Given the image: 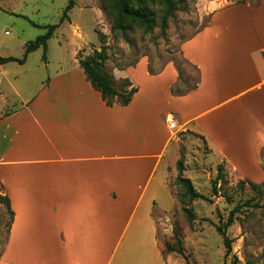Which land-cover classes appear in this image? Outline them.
I'll list each match as a JSON object with an SVG mask.
<instances>
[{"label":"crops","instance_id":"crops-1","mask_svg":"<svg viewBox=\"0 0 264 264\" xmlns=\"http://www.w3.org/2000/svg\"><path fill=\"white\" fill-rule=\"evenodd\" d=\"M180 52L196 72L188 87L175 62L150 71L148 59L118 71L136 92L107 106L76 58L0 117V194L13 213L0 264H157L159 218L145 201L161 168L169 188L154 192L179 209L166 168L187 132L232 177L264 182V0L212 12Z\"/></svg>","mask_w":264,"mask_h":264},{"label":"rangeland","instance_id":"rangeland-1","mask_svg":"<svg viewBox=\"0 0 264 264\" xmlns=\"http://www.w3.org/2000/svg\"><path fill=\"white\" fill-rule=\"evenodd\" d=\"M241 1L176 0L177 11L169 18L165 30L160 27L162 8L155 2L151 7L154 19L151 31L133 28L122 34L111 30L112 18L102 0H73L74 6L68 12L69 21L62 23L60 18L69 0H0L1 57L21 58L28 42L44 34L46 26L58 25L47 42L46 61L42 60L43 52L38 49L30 53L23 64L8 62L0 65V94L4 95V98L0 96V117L24 109L46 88L49 77L57 71L71 69L76 58L85 59L102 47L106 54L104 69L116 88L128 80L118 71L138 63L141 67L148 59L152 71L164 63L175 62L186 86L193 85L196 72L185 70L181 44L208 24L212 12ZM180 140L174 157L167 163L170 187L174 194L183 193L175 182L176 161L183 156V176L209 200L199 199L192 203L195 220L189 224L180 205L175 210V204L161 191L154 192L157 181L169 188L167 174L161 168L157 170L150 186V197L145 199L154 218H159L162 256L157 259V264H232L235 258V264H264V185L259 191L248 185L240 189L237 186L240 180L224 169L223 179L218 182L217 194H214L212 183L219 165L216 157L196 133H184ZM236 205H241L242 210L226 230L232 240V252L226 256L222 237L215 227L226 222ZM160 210L172 215L163 218ZM9 224L10 215L0 204V254L5 247ZM168 246L182 248V254L169 251ZM144 247L137 244V252Z\"/></svg>","mask_w":264,"mask_h":264},{"label":"trees","instance_id":"trees-1","mask_svg":"<svg viewBox=\"0 0 264 264\" xmlns=\"http://www.w3.org/2000/svg\"><path fill=\"white\" fill-rule=\"evenodd\" d=\"M107 12L111 15L112 26L111 30L113 32H120L122 34L133 28L143 29L144 31H151L154 26L153 12L151 7L158 3L162 8V16L160 18V27L162 30L166 29L167 22L169 18L174 16V13L177 11V2L176 0H102ZM73 0H69L68 5L65 7L63 14L60 18V23L64 21H69L68 12L73 8ZM58 25H49L46 26V32L42 35L37 36L33 41L28 42L24 47L23 56L21 58L14 57H1L0 56V65L6 64L8 62H17L23 64L27 56L41 49L43 52L42 60L46 61V51H47V42L53 36L55 29ZM106 61L105 48L102 47L100 51H94L92 56H89L85 59L78 58L79 66L83 69L87 81L90 83L92 88L98 91L101 95L102 100L106 103L107 106L113 105V99L122 105L126 106L132 95L136 92L135 88H129L130 83L128 80L124 81L123 85L119 88L114 86L112 77L105 71L104 63ZM150 71H152L150 69ZM181 136V133L178 135ZM176 170L177 176L175 179L176 184L183 189V193L180 195L175 194L176 199L180 205V210L184 215L186 221L189 224H192L195 220L193 213V208L191 207L192 203L195 200H209L204 197L202 194L198 193L192 186L191 181L188 178L183 176L184 165H183V156H181L176 161ZM223 164L217 166V175L212 183V190L214 194H217V184L220 180L223 179ZM248 185L252 190H258L264 185V182L261 184H254L250 181L240 180L237 183L238 188L244 189ZM0 204L3 205L6 212L10 215V224L13 220V213L10 209L9 199L4 195L0 194ZM242 210L241 205H236L229 212V215L225 223L217 225L216 232L222 237L223 245L225 247V255L228 256L232 252V240L226 234V230L230 227L235 220V215L240 213ZM8 226V229L10 227ZM179 243V241H178ZM168 250L171 252H177L182 254V248H172L168 246ZM1 256V254H0ZM237 262V259H234V263Z\"/></svg>","mask_w":264,"mask_h":264}]
</instances>
